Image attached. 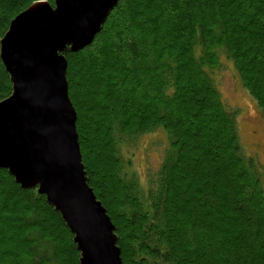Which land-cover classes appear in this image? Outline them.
Masks as SVG:
<instances>
[{"label": "trees", "instance_id": "16d2710c", "mask_svg": "<svg viewBox=\"0 0 264 264\" xmlns=\"http://www.w3.org/2000/svg\"><path fill=\"white\" fill-rule=\"evenodd\" d=\"M40 1L54 4L0 0V42ZM65 57L86 177L123 264H264V165L220 85L231 64L264 116V0H120ZM11 94L0 58V102ZM154 131L166 140L143 186L124 149ZM0 264H80L61 214L5 169Z\"/></svg>", "mask_w": 264, "mask_h": 264}, {"label": "water", "instance_id": "95a60500", "mask_svg": "<svg viewBox=\"0 0 264 264\" xmlns=\"http://www.w3.org/2000/svg\"><path fill=\"white\" fill-rule=\"evenodd\" d=\"M119 1L34 3L0 42L12 82V94L0 102V169L23 189H37L61 214L80 264L123 262L115 227L86 177L65 53L89 46Z\"/></svg>", "mask_w": 264, "mask_h": 264}, {"label": "rangeland", "instance_id": "374dc122", "mask_svg": "<svg viewBox=\"0 0 264 264\" xmlns=\"http://www.w3.org/2000/svg\"><path fill=\"white\" fill-rule=\"evenodd\" d=\"M221 90L228 102L240 110L238 126L241 144L247 154L257 157L264 165V116L254 98L242 86L232 65L221 77ZM166 135L154 131L141 135L132 147H125L126 157L132 159V171L145 186L149 169H157Z\"/></svg>", "mask_w": 264, "mask_h": 264}]
</instances>
